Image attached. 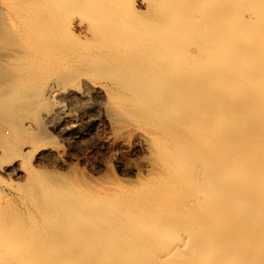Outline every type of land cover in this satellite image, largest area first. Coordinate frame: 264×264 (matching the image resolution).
<instances>
[{
  "label": "bare ground",
  "instance_id": "obj_1",
  "mask_svg": "<svg viewBox=\"0 0 264 264\" xmlns=\"http://www.w3.org/2000/svg\"><path fill=\"white\" fill-rule=\"evenodd\" d=\"M93 96L145 176L25 168L0 264H264V0H0V151Z\"/></svg>",
  "mask_w": 264,
  "mask_h": 264
},
{
  "label": "rangeland",
  "instance_id": "obj_2",
  "mask_svg": "<svg viewBox=\"0 0 264 264\" xmlns=\"http://www.w3.org/2000/svg\"><path fill=\"white\" fill-rule=\"evenodd\" d=\"M99 102L94 96L87 103L64 99L69 117L48 125L41 142L33 143L26 137L19 154L0 151V201L7 211L19 216L26 210L15 189L26 181L25 168L83 179L93 185L114 181L130 185L145 176L142 164L146 151L135 146L133 133L113 130L103 118Z\"/></svg>",
  "mask_w": 264,
  "mask_h": 264
}]
</instances>
